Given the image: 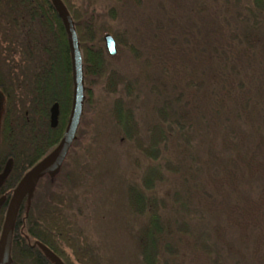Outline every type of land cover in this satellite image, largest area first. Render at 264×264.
Returning <instances> with one entry per match:
<instances>
[{"label":"trees","instance_id":"1","mask_svg":"<svg viewBox=\"0 0 264 264\" xmlns=\"http://www.w3.org/2000/svg\"><path fill=\"white\" fill-rule=\"evenodd\" d=\"M112 1L114 6L108 12L114 22L118 6L142 4V0ZM62 2L74 22L82 55L85 84L82 119L95 108L94 87L102 84L105 93L112 98L110 118L118 135L122 141L131 143L148 162L140 184H129L124 192L128 212L141 223L135 241L141 264H170L179 251L176 243L193 235L191 222L200 219L206 207L213 212L225 209L232 193L248 201L251 194H258L264 211L263 103L252 100L246 92V106L242 107L231 85H204L205 81H218L220 74L212 71L205 72L208 78L201 80L198 74L188 75L184 85V98H188L184 100V110L177 113L169 101L165 102L164 107L157 110L162 125H152L146 134L143 133L136 110L128 104L135 97L138 79L129 81L112 67L104 37L111 35L119 52L125 48L137 60L139 50L128 43L125 33L100 23L78 0ZM253 5V9H245L253 23L246 26L242 36L234 39L239 47L241 44L244 47L236 57L239 63L245 59L249 62L246 74L253 75L254 64L257 70L253 71L254 75L260 79L264 68L259 66L264 62L255 50L259 47L264 50V37L258 34L257 21L258 14H264V0H253ZM0 23L1 236L8 205L19 182L63 138L74 86L68 36L51 0H0ZM16 55L21 59L18 63ZM55 104L59 105L60 114L59 124L53 129L50 118ZM81 123L59 171L55 175L42 176L20 205L11 241V264H55L42 247L62 264H102L72 208V193L83 188L86 181L79 168V154L75 151L81 142ZM218 136H222V147L216 143ZM179 137L184 140V170L173 162L163 161L169 144L177 142ZM69 161L75 168L64 173ZM8 164L9 171L5 173ZM63 173L64 178L55 186ZM169 173L181 174L184 180V201L175 193L171 206L158 196L157 190L167 181ZM44 178L49 184L42 192ZM169 209L176 218L168 216ZM229 209L226 207L227 211ZM262 220V216L256 218L257 222ZM242 231L240 229L239 233ZM246 231L244 235L248 237L243 238L252 237V246L245 247L244 255L258 256L260 248L264 247V225ZM209 235L208 232L198 235L196 250L210 253Z\"/></svg>","mask_w":264,"mask_h":264},{"label":"rangeland","instance_id":"2","mask_svg":"<svg viewBox=\"0 0 264 264\" xmlns=\"http://www.w3.org/2000/svg\"><path fill=\"white\" fill-rule=\"evenodd\" d=\"M78 1L88 7L100 23L125 33L128 43L140 52L137 60L127 49L121 48L119 52L117 47V54L111 56L109 62L127 80L138 79L135 97L128 104L136 110L143 133L162 122L157 110L164 107L165 102L169 101L177 113L184 110V100H188L184 98L188 75L198 74L201 80L208 78L209 71L220 74L218 81H205L204 85H231L242 107L246 106V92L252 100L264 105V75L260 79L254 75L253 71H257L254 64L253 75L246 74L249 62L245 59L239 63L236 57L244 47L242 44L239 47L234 39L242 36L246 26L253 23L245 10L246 7L253 9V0H142L141 6L134 3L118 6L115 22L108 12L114 6L112 0ZM257 21L258 34L264 37V14H258ZM261 48L255 51L264 62ZM15 60L20 62V56L16 55ZM259 67L263 69L264 64ZM226 76H229L228 81ZM94 90L97 103L80 122L81 142L75 148L86 181L83 188L72 193L73 212L79 216L102 264H141L135 244L141 223L128 212L124 192L127 185L140 184L148 162L118 135L110 118L112 98L105 93L102 84H96ZM120 91L124 92L122 88ZM1 113L0 102V117ZM218 138L216 143L222 147V136ZM169 145L163 161L173 162L184 170V140L179 137ZM67 167L64 173L75 168L70 161ZM64 173L59 175L55 186L60 184ZM180 176L169 173L167 181L158 186V196L169 206L175 193L184 201V180ZM48 184L44 178L42 192ZM242 198L232 193L225 209L213 212L206 207L202 217L191 222L193 235L176 243L179 251L170 264H264V247L260 248L258 256L244 255L245 247L252 246V237L244 235L246 229L264 225L263 203L258 194H251L249 201ZM168 216L176 218L170 209ZM258 216L263 217L261 222L256 221ZM203 232L210 234V253L194 247Z\"/></svg>","mask_w":264,"mask_h":264},{"label":"water","instance_id":"3","mask_svg":"<svg viewBox=\"0 0 264 264\" xmlns=\"http://www.w3.org/2000/svg\"><path fill=\"white\" fill-rule=\"evenodd\" d=\"M51 1L60 14L68 36L72 59L74 86L72 108L65 133L58 146L21 179L12 194L5 217L3 230L0 236V264H11V241L18 211L24 197L30 191L35 189L42 176L46 174L55 175L59 171L65 157L67 156L72 144L76 139L84 111L85 84L83 63L75 25L62 0ZM104 42L108 54L110 56H115L117 54V45L115 39L111 35H106L104 37ZM59 114V105L55 104L51 109L50 118V124L53 129L59 124ZM9 167L10 164H8L5 173L9 171ZM2 202L3 199L0 200V205ZM42 248L55 264H62V262L58 258L54 257L47 249L44 247Z\"/></svg>","mask_w":264,"mask_h":264}]
</instances>
